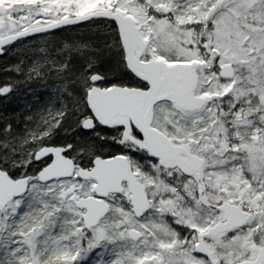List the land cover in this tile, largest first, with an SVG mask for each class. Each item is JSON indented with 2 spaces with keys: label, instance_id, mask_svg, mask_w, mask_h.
<instances>
[{
  "label": "snow or ice",
  "instance_id": "snow-or-ice-1",
  "mask_svg": "<svg viewBox=\"0 0 264 264\" xmlns=\"http://www.w3.org/2000/svg\"><path fill=\"white\" fill-rule=\"evenodd\" d=\"M0 264H264V0H0Z\"/></svg>",
  "mask_w": 264,
  "mask_h": 264
}]
</instances>
